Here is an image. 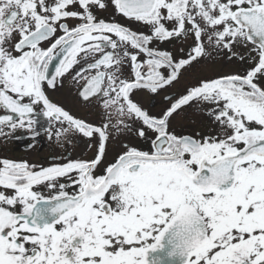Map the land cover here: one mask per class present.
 <instances>
[{"label":"snow or ice","instance_id":"snow-or-ice-1","mask_svg":"<svg viewBox=\"0 0 264 264\" xmlns=\"http://www.w3.org/2000/svg\"><path fill=\"white\" fill-rule=\"evenodd\" d=\"M68 75L96 120L49 95ZM38 116L85 151L0 155V264H264V0H0V142Z\"/></svg>","mask_w":264,"mask_h":264},{"label":"flooded vegetation","instance_id":"flooded-vegetation-1","mask_svg":"<svg viewBox=\"0 0 264 264\" xmlns=\"http://www.w3.org/2000/svg\"><path fill=\"white\" fill-rule=\"evenodd\" d=\"M107 15V14H105ZM121 22L127 23L123 18L117 17ZM134 28H138L139 25H132ZM175 43V42H173ZM172 45H166V47H171ZM235 61L232 64H227L223 61L208 62L205 65V62H201L200 65H195L193 69L188 70L185 75L181 78V81L165 90L157 97H146V100L154 101L153 110L156 111L163 106L162 97L166 94H173L177 91L183 89L186 84H190L197 77L201 75L211 76L217 72H227L230 70L239 69ZM78 70V66H76ZM77 87L71 79V75H68L64 79V87L58 88L56 91H50L49 95L52 99L72 111L74 114L80 115L89 120H96L97 116L95 110L90 105H84L80 102L79 97L77 96ZM39 111V109H38ZM185 113H180L173 119V126L177 131L191 132L196 129H207L211 127V121L203 115H192L191 109L185 110ZM38 123L36 125L40 135L36 137L35 140L31 139L29 134L20 131L17 135L20 137L18 140H9L6 144L0 142V155L11 156L14 158H25L32 162L38 164H47L52 157H60L62 155L71 154L72 158L80 156L85 151V141L82 137H78L80 143L76 144L75 140L72 144H64L61 146L58 144L55 139L50 140L47 136L46 129L49 126L47 119L43 116H38ZM123 139V138H122ZM134 143H141L139 141H133ZM33 145L29 148L27 145ZM117 151H119V142H113L110 144L109 158L113 156Z\"/></svg>","mask_w":264,"mask_h":264}]
</instances>
